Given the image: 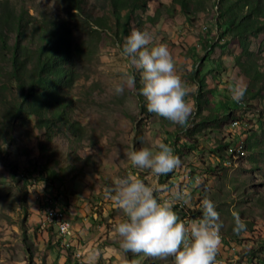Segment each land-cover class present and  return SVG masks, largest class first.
Masks as SVG:
<instances>
[{"label":"rangeland","instance_id":"obj_1","mask_svg":"<svg viewBox=\"0 0 264 264\" xmlns=\"http://www.w3.org/2000/svg\"><path fill=\"white\" fill-rule=\"evenodd\" d=\"M10 1L29 7L32 13L48 9L71 23L80 76L69 94L85 132L78 142L62 136L49 141L27 113L9 122L0 137V264H174L172 257L153 259L120 248L115 226L124 216L107 190L129 174L160 186L159 198L173 202L174 211L187 223L202 218L203 199L214 202L222 222V245L215 264H264V128L260 126L264 98L242 100L233 116L219 123L204 121L194 113L192 74L206 53L201 35L218 42L210 56L205 55V62L220 57L226 65L219 80L209 76L210 87H226L231 98L229 86L235 80L246 83L234 61L242 48L236 39L225 43L226 37L219 35L213 23V10L201 12L200 18L189 23L170 0H151L152 22L139 26L132 21L129 27L151 34L149 48L167 45L177 73L191 88L188 99L193 112L182 127L143 108L147 103L140 94L143 85L136 83L134 89L116 94L115 87L126 73L141 82L140 72L121 55L127 36L118 40L110 33L93 31L64 0ZM159 5L160 16L156 14ZM106 8L107 0H88L87 10L93 17ZM257 40L252 49H257ZM218 139L227 142L222 149L229 153L226 159L216 155ZM157 141L173 147L182 159L181 167L159 177L149 170L134 169L126 153L144 147L155 151ZM177 191L189 193L187 205L174 200ZM50 201L63 207L71 222L69 234L61 235L57 224L51 223L45 207ZM190 210L196 211V218L185 213ZM234 212L247 226L240 234L233 230Z\"/></svg>","mask_w":264,"mask_h":264},{"label":"trees","instance_id":"obj_2","mask_svg":"<svg viewBox=\"0 0 264 264\" xmlns=\"http://www.w3.org/2000/svg\"><path fill=\"white\" fill-rule=\"evenodd\" d=\"M64 1L72 13L90 23L93 31L110 33L118 40L131 33L132 21L140 26L154 18L149 13L151 0H107L106 10L96 17L87 10L88 0ZM170 1L189 23L200 18L201 12L213 10V23L219 35L226 37L225 43L236 39L242 48L234 61L239 68L238 74L246 79V83L235 80V84L246 88L243 101L256 96L264 98V0ZM165 8L172 11V8ZM156 14H163L160 5ZM201 38L205 55L210 56V49L218 42L207 34ZM256 40L255 50L251 46ZM77 48L72 25L66 17L48 9L32 13L25 5L16 6L10 0H0V137L9 122L24 118L27 113L34 117L35 127L42 130L49 141L55 136L66 137L71 142L82 139L85 125L77 113L74 98L69 94L80 76L75 59ZM205 55L198 59L200 64L196 63L192 74L196 84L194 113L204 121L219 123L232 117L235 109L242 106V101L237 103L230 98L226 87H210L209 76L219 80V73L226 70V65L220 57H211L205 62ZM135 79L142 86L139 79ZM140 100L144 102L143 96ZM146 104L142 105L143 108ZM263 124L262 121V128ZM218 140L216 155L226 159L225 155L229 153H223L222 149L227 142ZM170 142L176 147L175 138ZM55 206L60 207L52 201L45 205L48 210ZM185 213L196 218L195 210ZM56 222V219L51 220L55 226ZM147 263L155 264L153 261Z\"/></svg>","mask_w":264,"mask_h":264},{"label":"clouds","instance_id":"obj_3","mask_svg":"<svg viewBox=\"0 0 264 264\" xmlns=\"http://www.w3.org/2000/svg\"><path fill=\"white\" fill-rule=\"evenodd\" d=\"M152 36L133 28L123 45L121 55L130 60L141 74L140 94L146 98L149 113L163 117L174 124L186 126L193 112L188 97L191 88L177 73L174 58L167 45L149 48ZM134 74H125L115 87L118 95L125 88L134 89ZM231 98L237 103L244 98L246 88L237 83L229 86ZM134 169L149 170L154 176H166L178 169L182 161L172 146L156 142V150L144 147L126 153ZM160 186L149 185L134 174L116 180L108 189L109 198L122 211L124 219L115 226L121 238L120 248L126 253L143 254L153 259L174 258V264H215L222 245L220 213L214 202L203 199L202 218L187 223L174 211L173 202L161 200ZM190 195L177 191L174 200L187 205ZM234 232L246 231V224L238 213H233ZM135 264V261H133Z\"/></svg>","mask_w":264,"mask_h":264},{"label":"built area","instance_id":"obj_4","mask_svg":"<svg viewBox=\"0 0 264 264\" xmlns=\"http://www.w3.org/2000/svg\"><path fill=\"white\" fill-rule=\"evenodd\" d=\"M48 215L51 220L56 219L58 232L62 233V235H66L71 232V222L63 219V211L60 207L49 208Z\"/></svg>","mask_w":264,"mask_h":264},{"label":"bare ground","instance_id":"obj_5","mask_svg":"<svg viewBox=\"0 0 264 264\" xmlns=\"http://www.w3.org/2000/svg\"><path fill=\"white\" fill-rule=\"evenodd\" d=\"M237 122V121H236ZM51 208H54V207H51ZM61 209V207H60ZM63 211V209H61ZM63 219H65L66 221H69L68 220V217L65 215V212L63 211ZM62 235V233H60Z\"/></svg>","mask_w":264,"mask_h":264}]
</instances>
